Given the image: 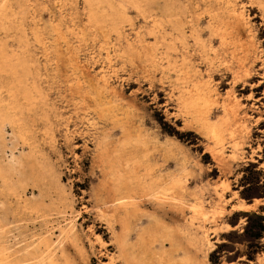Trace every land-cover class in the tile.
<instances>
[{
  "label": "rangeland",
  "instance_id": "1",
  "mask_svg": "<svg viewBox=\"0 0 264 264\" xmlns=\"http://www.w3.org/2000/svg\"><path fill=\"white\" fill-rule=\"evenodd\" d=\"M133 1L0 0V168L24 169L14 193L0 175V247L17 264H264L245 214L264 216V0ZM165 7L187 21L170 66ZM40 192L43 213L22 208Z\"/></svg>",
  "mask_w": 264,
  "mask_h": 264
},
{
  "label": "bare ground",
  "instance_id": "2",
  "mask_svg": "<svg viewBox=\"0 0 264 264\" xmlns=\"http://www.w3.org/2000/svg\"><path fill=\"white\" fill-rule=\"evenodd\" d=\"M88 1V0H87ZM135 1V0H134ZM133 1V2H134ZM132 3V2H131ZM138 3V2H137ZM137 3H135L136 5H138ZM114 4V3H113ZM0 5H1V3H0ZM132 5H134V4H132ZM110 6V5H109ZM139 6H141V5H139ZM113 7H115V6H113ZM121 7V6H120ZM125 7V6H124ZM105 8V7H104ZM104 8H102V9H104ZM108 8H110V7H108ZM124 9V8H123ZM177 9V8H176ZM114 10V9H113ZM142 10H143V8H142ZM170 10H172V9H166V7H165V9L162 11V13H161V16H162V19L158 22V26L159 27H161L160 28V30H161V33H158L159 35H158V37H156V39L157 38H160L159 39V42L158 43H160V45H163V49L162 50H164V51H162L163 53H162V58H165L166 57V61H167V64L169 65L170 64V62H169V52H168V43H166L165 41H166V38L167 37H169L170 39H172L173 38V41H175L174 39L176 38V39H180L181 40V44H185V41H186V33H185V23L187 22H185L184 24L182 23V19L181 18H178V17H175L174 15L176 14L175 12H171ZM175 10V9H174ZM173 10V11H174ZM178 11H179V9H178ZM103 12V11H102ZM109 12V11H108ZM119 12V11H118ZM121 12V11H120ZM139 12V11H138ZM180 12V11H179ZM125 13V12H124ZM151 13V12H150ZM187 13V12H186ZM190 13V12H189ZM188 13V14H189ZM108 14H110V13H108ZM119 14V13H118ZM98 15H99V13H98ZM177 15V14H176ZM186 15V14H185ZM93 16V15H92ZM120 16H121V14H120ZM127 16V15H126ZM149 11H148V15L147 16H145L146 17V19L147 18H149ZM153 16V15H152ZM174 16V18L172 19V21L170 20V18L171 17H173ZM94 17V16H93ZM124 17V16H123ZM122 17V18H123ZM128 17V16H127ZM183 17V16H182ZM191 17V16H190ZM111 18H112V16H111ZM167 18H169V20L167 19ZM188 18V17H187ZM143 19H144V17H143ZM152 19V18H151ZM184 19H185V17H184ZM183 19V20H184ZM189 19V18H188ZM116 21V19H113V21ZM127 20V19H126ZM154 19H152V21H153ZM157 20V19H156ZM171 21V22H170ZM101 22V21H100ZM103 22H105V21H103ZM170 22V23H169ZM102 23V22H101ZM167 23H169L168 25H167V28L169 29V31H167L166 29H165V27H164V25L165 24H167ZM189 24V23H188ZM116 25V24H115ZM119 25H120V22H119ZM131 25V24H130ZM130 25H129V28H130ZM155 25L157 26V23H156V21H154L153 22V25H151L152 26V30L154 29V28H156L155 27ZM116 26H118V24L116 25ZM116 26H115V28H116ZM194 26V25H193ZM192 25H191V29H190V36H194L193 34H195L194 33V31H195V27H193ZM118 29V28H117ZM187 29V28H186ZM188 30V29H187ZM156 31V30H155ZM138 32V31H137ZM150 32H151V30H150ZM188 32V33H189ZM119 33H121V32H119ZM141 33V32H140ZM148 33V32H147ZM138 34V33H137ZM137 34H136V36H137ZM153 34H155V33H153ZM149 35V34H148ZM151 36H153V35H151ZM139 38V37H138ZM155 40V39H154ZM158 40V39H157ZM170 42H171V40H169ZM178 41V40H177ZM170 42H169V45H170ZM194 42L196 43V42H200L199 41V36L198 35H196L195 37H194ZM190 43V42H189ZM194 43V44H195ZM203 43V42H202ZM178 44V43H177ZM172 45L173 44H171V46H170V49H172ZM202 45V44H201ZM174 46V45H173ZM184 46V45H183ZM157 48H158V46H157ZM176 48V47H175ZM200 48H201V46H200ZM199 48V49H200ZM177 49V48H176ZM160 51V50H159ZM159 54V53H158ZM165 56V57H164ZM185 55H183V57H182V59H184L185 57H184ZM158 57V56H157ZM159 58H160V55H159ZM161 58V59H162ZM160 61H162V60H160ZM171 61V60H170ZM161 63V62H160ZM176 63V62H175ZM173 64H174V62H173ZM160 65V64H159ZM170 66V65H169ZM176 67V66H175ZM182 71H183V69H182ZM199 81V80H198ZM186 88V87H185ZM191 90H187V89H183V91L181 92V96L179 97V102H180V104L182 105V107L183 108H186V109H188V108H193V109H196V108H198V106H200V105H202L203 104V102L202 101H200V97L202 96L201 95V93L199 92V90L197 91L196 89H194V95H192L191 93ZM198 92H199V95H198ZM180 95V94H179ZM196 107V108H195ZM185 110V109H184ZM188 111V110H187ZM190 111V110H189ZM187 113V112H186ZM203 116V113L200 115V117H202ZM200 119V118H199ZM4 124H2L1 123V120H0V142H2L1 140H2V138H3V130H4ZM19 134V133H18ZM220 138V137H219ZM21 139H24L23 137L21 138ZM22 141H24V140H22ZM219 141V140H218ZM25 142V141H24ZM216 146H217V144H216ZM12 150V149H11ZM5 151V150H4ZM16 156V155H15ZM11 159H13V158H11ZM15 159L17 160V157H15ZM15 159H13L14 160V162H15ZM9 160V159H8ZM20 160V159H19ZM18 161V160H17ZM16 161V162H17ZM21 161H23V160H21ZM8 162V164H9V161H7ZM7 162H5V163H7ZM21 163V162H20ZM19 164V163H18ZM4 165V164H3ZM10 165V164H9ZM11 165H13V164H11ZM6 166V168L8 167V165H5ZM15 166V165H14ZM17 166V165H16ZM15 166V168H17V171L19 170L18 168H21L22 169V171H23V173L19 170L18 171V175H21V176H23L22 174H24V169L22 168V165H21V167H19L20 166V164L16 167ZM9 168H10V166H9ZM25 168V167H24ZM11 169H13V167L11 168ZM11 169H9V170H5L4 169V166L3 167H1L0 168V175H1V180H2V182L4 183V185L5 184H9V186H10V191L11 192H15V188L13 187V184H12V182H15V180H16V178H17V174H14L13 172H14V169H13V172L12 171H10ZM43 170H45V169H42V171ZM15 171H16V169H15ZM16 171V172H17ZM26 171V170H25ZM19 172H21L22 174H20ZM10 173H13L14 175H16V178H15V180H13V181H10V180H8L9 178L12 180V176L11 175H13V174H11V175H9L8 176V174H10ZM44 173V172H43ZM25 174H28V173H25ZM41 174V173H40ZM11 176V177H10ZM19 177L20 179H24L23 177ZM26 176H30V175H25V179H27L26 178ZM42 176V175H41ZM9 177V178H8ZM18 179V178H17ZM33 179V178H32ZM41 178H39L38 180H40ZM30 179L28 178V181H29ZM19 182H21L20 180H18ZM11 182V183H10ZM33 182V181H32ZM36 182V181H35ZM35 182H34V184H35ZM16 183H17V187L19 186L18 184V182H17V180H16ZM16 183H14V184H16ZM22 183V182H21ZM21 183H20V185H21ZM24 183V185L25 186H27L25 183V181L23 182ZM22 183V184H23ZM38 183H40V181H38ZM37 183V184H38ZM37 184H36V186H37ZM39 185H41V184H39ZM49 185V184H48ZM7 186V185H6ZM21 186H23V185H21ZM36 186H34L33 185V187H36ZM42 186V185H41ZM24 187V186H23ZM6 188H8V187H6ZM19 188H22V187H19ZM18 188V189H19ZM26 188V187H25ZM37 188V187H36ZM39 188H41V187H39ZM45 188V187H44ZM47 188V187H46ZM23 189V188H22ZM38 189V188H37ZM50 189V188H49ZM20 190V189H19ZM215 190V189H214ZM10 191H9V193H10ZM17 191V190H16ZM21 191V190H20ZM24 191V190H23ZM37 191V190H36ZM38 191H41V190H38ZM37 191V192H38ZM216 191V190H215ZM214 192V191H213ZM22 193H24V192H22L21 191V195H22ZM47 194V193H46ZM46 194L44 193H39V197H33V199H22L21 200V204H22V208H24V209H31V210H33V211H36V212H39V211H42L43 209H45L46 207H47V204H46V202H45V200H44V198L46 197ZM24 195V194H23ZM38 195V194H37ZM36 195V196H37ZM17 196H19L18 194H17ZM29 197V196H28ZM112 197V196H111ZM218 197V196H217ZM21 199V197L19 196L18 197V200H20ZM124 198V197H123ZM122 198V199H123ZM125 199V198H124ZM217 199V198H216ZM16 201H17V199H16ZM48 202V201H47ZM55 202V201H54ZM219 202V201H218ZM120 203V202H119ZM124 203V202H123ZM56 204H57V202H56ZM53 206L55 205V204H52ZM19 206H20V208H21V205L19 204ZM50 206H51V204H50ZM55 207H56V205H55ZM194 207V206H193ZM57 208V207H56ZM56 208H54V210L56 209ZM192 208V207H191ZM23 210V209H22ZM46 210V209H45ZM50 210H53L52 208L50 209ZM57 210V209H56ZM47 211H48V208H47ZM39 213H43V212H39ZM38 213V214H39ZM48 214V213H47ZM71 231V230H70ZM69 232V231H68ZM67 233V232H66ZM71 233V232H70ZM210 233V232H209ZM69 234V233H68ZM71 238V237H70ZM73 238V237H72ZM40 242V241H39ZM39 242H38V245H40L39 244ZM45 242V241H44ZM46 243V242H45ZM41 244H44V243H42L41 242ZM3 246V245H2ZM44 246V245H43ZM45 247V246H44ZM47 247V246H46ZM45 247V248H46ZM50 247V246H49ZM49 247H48V249H49ZM44 248V249H45ZM50 250V249H49ZM7 250H5V248H2V247H0V264H17V262L19 261V258L18 257H16V256H13L12 254H10V253H8V252H6ZM44 252V251H43ZM47 252H49V251H47ZM15 253V252H14ZM24 253V252H23ZM22 253V254H23ZM31 252H29V254H30ZM45 253V252H44ZM17 254V253H16ZM27 255H28V253H26ZM43 254V253H42ZM26 255V256H27ZM35 255V254H34ZM32 256V257H36V256ZM45 255V254H44ZM43 255V257H41V258H39L34 264H61V262H59L58 260V258L56 257V256H54L51 252L49 253V254H47L46 253V256H44ZM60 255V254H59ZM62 255V254H61ZM60 255V256H61ZM30 257H31V255H29ZM42 256V255H41ZM19 257H22L23 258V256H21V255H19ZM28 257V256H27ZM61 257H63V256H61ZM114 257V256H113ZM118 257H120V256H118ZM18 258V259H17ZM116 258V257H115ZM114 258V259H115ZM26 259V258H25ZM65 259V258H64ZM64 259H63V261H64ZM113 259V260H114ZM32 260H34V259H32ZM66 260V259H65ZM116 260V259H115ZM21 261V260H20ZM31 261V260H30ZM67 261V260H66ZM111 261V260H110ZM33 262V261H32ZM69 262V261H68ZM22 263V262H21ZM24 263H26V262H24ZM24 263H22V264H24ZM64 263H66V262H64ZM112 263V262H111ZM110 263V264H111ZM32 264V263H31Z\"/></svg>",
  "mask_w": 264,
  "mask_h": 264
},
{
  "label": "trees",
  "instance_id": "3",
  "mask_svg": "<svg viewBox=\"0 0 264 264\" xmlns=\"http://www.w3.org/2000/svg\"><path fill=\"white\" fill-rule=\"evenodd\" d=\"M248 219L254 218L255 220L261 222V229L254 234V237H258L262 232H264V216L256 213H245Z\"/></svg>",
  "mask_w": 264,
  "mask_h": 264
}]
</instances>
